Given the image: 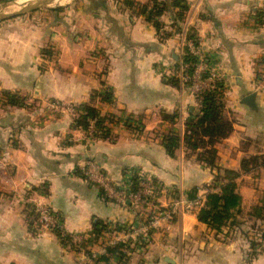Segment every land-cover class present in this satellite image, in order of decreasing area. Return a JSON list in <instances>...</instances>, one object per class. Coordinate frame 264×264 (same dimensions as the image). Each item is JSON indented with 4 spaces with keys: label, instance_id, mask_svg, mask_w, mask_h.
<instances>
[{
    "label": "crops",
    "instance_id": "obj_1",
    "mask_svg": "<svg viewBox=\"0 0 264 264\" xmlns=\"http://www.w3.org/2000/svg\"><path fill=\"white\" fill-rule=\"evenodd\" d=\"M126 1L64 0L58 8L0 21V264H264V252L248 259V236L260 222L248 213L264 200V92L255 83L264 71V23L257 16L264 0H180L187 6L181 28L195 34L222 72L223 114L233 125L216 143L219 167L212 169L182 140L198 113L196 100L166 73L177 64L179 39L171 24L181 9L175 0ZM152 1L166 6L160 32L141 12ZM3 92L23 103H7ZM108 92L110 100L103 97ZM253 93L251 107L244 99ZM52 101L95 107L110 119L109 136L87 139L73 128V115L52 109ZM170 131L181 137L174 156L163 145ZM251 158L257 164L243 170ZM88 161L112 187L139 172L164 190L197 188L202 197L216 178L235 171L239 223L217 234L195 211H180L161 221L145 246L125 244L124 258L106 252L87 259L54 232L32 227L31 213L51 207L63 232L82 236L81 245L96 254L103 245L107 251L118 245L108 243L117 229L151 216L150 209L117 203L85 178ZM157 202L166 205L167 196ZM102 224L108 231L95 238L91 232Z\"/></svg>",
    "mask_w": 264,
    "mask_h": 264
},
{
    "label": "trees",
    "instance_id": "obj_2",
    "mask_svg": "<svg viewBox=\"0 0 264 264\" xmlns=\"http://www.w3.org/2000/svg\"><path fill=\"white\" fill-rule=\"evenodd\" d=\"M180 0H175L173 4L177 5L181 11L178 13V22L174 21L171 24V28L175 29V33L181 30L180 21L182 20L185 12L187 11V6L181 3ZM126 4L130 5L129 1ZM147 6L141 8V12L145 14L147 20L151 22L156 28L157 32L163 31L164 25L159 20L160 15L166 10L164 2L152 1L151 8L147 9ZM259 23H264V12H260L258 15ZM170 32L163 33L162 36H170ZM188 38L196 41V36L193 32L188 33ZM42 53L44 55L49 54V50L43 49ZM183 60L189 64L188 73H191L194 62L196 61L195 56L190 54L185 48V55ZM177 64L175 65V68ZM256 75H259L258 71ZM177 81V78H173ZM218 89L214 91H204L202 93V99L200 107H198V113L195 114L186 123V130L183 136V142L185 147L197 153L198 160L209 168H218L216 164L217 160V149L216 143L220 140L229 136L233 129L232 121L225 118L224 104H223V79L216 83ZM3 96L7 100V103L11 105H21L23 103L22 99L11 92H3ZM104 99H111L112 95L110 92L106 93ZM75 118L73 120V128H81L85 130L89 125L90 121L93 122L94 127L97 129V138H107L109 136V130L105 126V122L110 120L107 117L101 116L100 112L93 106L89 104L75 105ZM176 115L172 117L175 118ZM181 142V137L179 133L175 131L168 132L163 138V145L166 148L169 155L174 156L175 151L179 148ZM258 159L251 158L244 161L242 164V169L246 170L247 165L252 163L256 165ZM261 162V161H260ZM252 165V166H253ZM218 177V176H217ZM239 177V173L231 170L224 172L223 180L216 178L215 182L210 187L203 197L202 201L198 204L196 208V216L199 222L206 224L209 229L217 234L223 233L224 228L227 226L237 225L239 222L237 220V215L241 212L242 197L237 191L236 179ZM132 189L136 191L139 189L140 178L134 176L132 178ZM153 185H158L157 182L152 181ZM177 193L178 190H175ZM188 200H196L199 195V190L197 188H192L183 193ZM248 216L259 220L258 225L252 226V234L248 236L249 241V261L251 257H254L259 250L258 247L264 248V200L260 201L257 205H254ZM36 212L31 213V226L35 225ZM60 221V218H59ZM61 223V221H60ZM101 224V223H99ZM118 230V229H117ZM107 232V225L102 224L101 228L95 226L91 234L98 238L101 232ZM54 233L61 239L63 244H69L68 236H63V231L61 229H55ZM125 244H118L113 247L108 248V256L119 254L121 258L125 257L126 248ZM260 252V251H259ZM108 256H104L101 260H108Z\"/></svg>",
    "mask_w": 264,
    "mask_h": 264
},
{
    "label": "built area",
    "instance_id": "obj_3",
    "mask_svg": "<svg viewBox=\"0 0 264 264\" xmlns=\"http://www.w3.org/2000/svg\"><path fill=\"white\" fill-rule=\"evenodd\" d=\"M188 28H181L175 35L179 39L177 52V67L166 72L174 78H177L182 84L188 86L191 94L194 96L197 106L200 107L202 93L204 91H214L218 89L216 83L223 79L222 72L218 66L214 64V60L210 59L202 50L201 43L197 38L196 41L188 38ZM185 48L188 52L195 56L196 61L193 64L191 73H188L189 64L183 60L185 55ZM256 76V86L258 90L264 92V71H258ZM52 109H62L73 115L75 118V106L72 104H62L59 102H49ZM81 129V128H79ZM87 139L94 140L98 134L92 121L85 130ZM81 173L85 178L89 179L100 188H102L106 195L115 200L117 203L125 205L127 202L135 208L141 206L150 209L151 216L146 220L136 219L133 223L120 227L117 231V237L109 241V244H130L145 246L161 221L172 219L173 215L180 211L196 210L198 204L203 197L198 195L196 200H188L181 192H175L174 189H163L152 184V181L144 178L139 172H131L127 175L126 182L120 187H112L109 185L107 178L103 173L97 170V166L88 161L81 169ZM137 176L140 178L138 184L139 189L134 191L132 189V178ZM164 193L167 196V204L162 205L157 202V196ZM36 212V229L39 228L46 231L54 232L55 229H61L62 226L59 217L54 213L49 206H40L34 210ZM63 231V230H62ZM63 236H68L69 244L76 250L81 252L87 259H97L99 256L106 254L107 246L103 245L98 254L89 251L86 246L81 245L80 235H70L63 232ZM259 250V249H256Z\"/></svg>",
    "mask_w": 264,
    "mask_h": 264
},
{
    "label": "water",
    "instance_id": "obj_4",
    "mask_svg": "<svg viewBox=\"0 0 264 264\" xmlns=\"http://www.w3.org/2000/svg\"><path fill=\"white\" fill-rule=\"evenodd\" d=\"M64 0H7L0 2V21L24 15L41 8H58ZM255 94L245 97L244 102L254 107Z\"/></svg>",
    "mask_w": 264,
    "mask_h": 264
},
{
    "label": "rangeland",
    "instance_id": "obj_5",
    "mask_svg": "<svg viewBox=\"0 0 264 264\" xmlns=\"http://www.w3.org/2000/svg\"><path fill=\"white\" fill-rule=\"evenodd\" d=\"M8 20V19H7ZM190 211H196V210H190ZM257 249H259L260 252H264V248L262 247H258ZM258 251V253H259ZM253 257L250 258V260L252 259ZM249 259V258H248Z\"/></svg>",
    "mask_w": 264,
    "mask_h": 264
}]
</instances>
